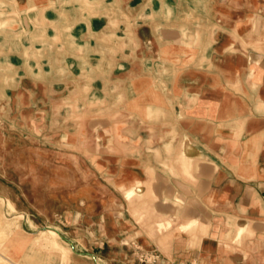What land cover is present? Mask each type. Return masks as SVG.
<instances>
[{"label": "crops", "instance_id": "obj_1", "mask_svg": "<svg viewBox=\"0 0 264 264\" xmlns=\"http://www.w3.org/2000/svg\"><path fill=\"white\" fill-rule=\"evenodd\" d=\"M262 21L264 0H0L2 87L26 84L25 63L15 62L27 38L39 51L42 35L54 50L109 49L97 55L110 68L100 86L146 113L153 160L130 171L151 180L155 223L143 228L107 208L109 264L244 263L213 253L264 230ZM136 240L154 250L147 263L126 246Z\"/></svg>", "mask_w": 264, "mask_h": 264}, {"label": "rangeland", "instance_id": "obj_2", "mask_svg": "<svg viewBox=\"0 0 264 264\" xmlns=\"http://www.w3.org/2000/svg\"><path fill=\"white\" fill-rule=\"evenodd\" d=\"M37 39L39 51L27 38L18 55L24 58L15 62L25 63V74H18L26 84L0 85V264H109L101 223L107 208L143 228L155 223L151 180L136 182L130 171L153 160L141 118L146 113L131 105L130 95L100 86L99 73L110 68L98 66L97 55L109 49L71 43L54 50L46 36ZM226 241L213 255L237 253L243 264H264V230L243 235L236 246ZM99 243H105L103 256L80 254H93ZM142 245L126 246L147 263L155 253Z\"/></svg>", "mask_w": 264, "mask_h": 264}, {"label": "bare ground", "instance_id": "obj_3", "mask_svg": "<svg viewBox=\"0 0 264 264\" xmlns=\"http://www.w3.org/2000/svg\"><path fill=\"white\" fill-rule=\"evenodd\" d=\"M47 232L50 234V235H53L54 237H58V232L54 229V228H47L46 229Z\"/></svg>", "mask_w": 264, "mask_h": 264}, {"label": "built area", "instance_id": "obj_4", "mask_svg": "<svg viewBox=\"0 0 264 264\" xmlns=\"http://www.w3.org/2000/svg\"><path fill=\"white\" fill-rule=\"evenodd\" d=\"M142 258H145V257H142ZM142 258H141V259H142ZM146 259H147V256H146ZM142 260H143V259H142ZM156 260H157V256H156L155 259L153 260V261H154L153 263H155ZM168 264H173V263L170 262V263H168Z\"/></svg>", "mask_w": 264, "mask_h": 264}]
</instances>
